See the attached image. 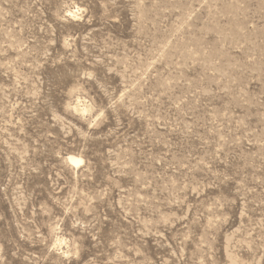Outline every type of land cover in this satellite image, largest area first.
<instances>
[{"label": "rangeland", "instance_id": "374dc122", "mask_svg": "<svg viewBox=\"0 0 264 264\" xmlns=\"http://www.w3.org/2000/svg\"><path fill=\"white\" fill-rule=\"evenodd\" d=\"M0 264H264V0H0Z\"/></svg>", "mask_w": 264, "mask_h": 264}, {"label": "bare ground", "instance_id": "6f19581e", "mask_svg": "<svg viewBox=\"0 0 264 264\" xmlns=\"http://www.w3.org/2000/svg\"><path fill=\"white\" fill-rule=\"evenodd\" d=\"M78 101H79V100H78ZM78 101H77V102H78ZM80 103H81V102H80ZM80 103H79V104H80ZM76 105H77V104H76ZM78 107H82V106H79V105H78ZM78 107H77V108H78ZM84 107H85V106H84ZM84 107H83V108H84ZM83 108L81 109V111H85L86 108H84V109H83ZM75 109H76V107H75ZM86 110H87V109H86ZM69 161L72 162V163H74L75 165H79V164L81 163V160H79V159H77V158H75V157H73V156H69Z\"/></svg>", "mask_w": 264, "mask_h": 264}]
</instances>
